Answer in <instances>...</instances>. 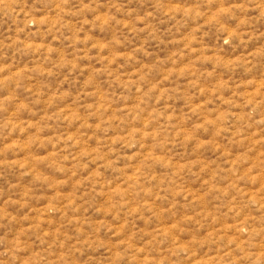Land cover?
I'll use <instances>...</instances> for the list:
<instances>
[{"label":"rangeland","instance_id":"374dc122","mask_svg":"<svg viewBox=\"0 0 264 264\" xmlns=\"http://www.w3.org/2000/svg\"><path fill=\"white\" fill-rule=\"evenodd\" d=\"M0 264H264V0H0Z\"/></svg>","mask_w":264,"mask_h":264}]
</instances>
